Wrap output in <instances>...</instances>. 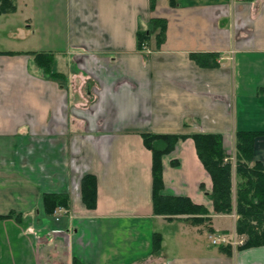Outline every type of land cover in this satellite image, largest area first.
Wrapping results in <instances>:
<instances>
[{"label": "crops", "instance_id": "1", "mask_svg": "<svg viewBox=\"0 0 264 264\" xmlns=\"http://www.w3.org/2000/svg\"><path fill=\"white\" fill-rule=\"evenodd\" d=\"M55 17L62 47L43 53L58 77L33 46ZM157 18L167 30L146 54L138 33ZM0 26V215H23L0 219V264H264V245L229 254L212 243L236 232L238 214L214 211L192 138L218 133L228 150L237 131L263 133L264 166V0H17ZM210 53L218 65L193 58ZM149 132L187 136L163 157L162 193L204 205L201 222L155 213ZM87 174L94 209L82 200ZM46 193L68 195L69 214L46 213Z\"/></svg>", "mask_w": 264, "mask_h": 264}, {"label": "trees", "instance_id": "2", "mask_svg": "<svg viewBox=\"0 0 264 264\" xmlns=\"http://www.w3.org/2000/svg\"><path fill=\"white\" fill-rule=\"evenodd\" d=\"M176 4V0H170ZM17 10V0H0V15L12 13ZM167 20L157 18L152 21L148 31L138 33V44L149 41L156 32L157 44L161 41L167 30ZM217 54H194L193 58L206 66L218 65ZM208 59V60H207ZM37 64L44 69L46 74L58 77L60 74L53 71L55 58L51 53H35ZM263 133L256 131H237L235 137L236 167L235 173L239 177L234 198V169L231 162H225L226 149L223 136L218 133L197 132L192 135L196 144L198 156L213 180L211 199L216 213L238 214L236 232L244 236L245 242L238 249L258 247L264 245V166L255 160L256 139ZM187 138L186 135L144 133L145 146L153 153V201L154 210L158 215L194 216L193 221L201 222V216L209 211L204 205L194 203L189 197L171 196L162 193L163 157L176 148L179 140ZM98 190L97 180L92 174H87L82 180V200L87 208L94 209L97 205ZM70 198L66 194L46 193L44 195V208L46 213L54 214L60 205L69 207ZM16 219L23 221V215L16 211L0 215L1 220ZM163 237L161 233H154V252H160ZM222 249L231 254L232 245H221ZM73 264H85L74 259Z\"/></svg>", "mask_w": 264, "mask_h": 264}, {"label": "rangeland", "instance_id": "3", "mask_svg": "<svg viewBox=\"0 0 264 264\" xmlns=\"http://www.w3.org/2000/svg\"><path fill=\"white\" fill-rule=\"evenodd\" d=\"M51 27L49 29L43 30L44 37L41 36H35V45L34 48L37 49L36 51L43 53L44 51H49L51 49H58L62 47L63 39H64V32H65V27H64V20L59 17H55L50 21ZM1 27V26H0ZM0 35L3 36V47L5 48V45L8 44L7 40L5 39L6 33L0 32ZM42 37V41L40 42V38ZM6 40V42H5ZM235 140L232 145V148L228 147V150H226V159L225 162H231L233 165L234 169V189L237 187V183L239 182V177L236 176L235 173V167H236V150H235ZM62 206V205H61ZM59 207V206H58ZM65 207V206H63ZM66 208V207H65ZM68 210V209H67ZM69 214V211L66 213ZM65 214V215H66ZM54 216V215H53ZM178 216H183V215H178ZM239 217V216H238ZM55 220L56 217L54 216ZM58 221V220H56ZM56 233H58V229L55 230ZM234 234V232H232Z\"/></svg>", "mask_w": 264, "mask_h": 264}, {"label": "built area", "instance_id": "4", "mask_svg": "<svg viewBox=\"0 0 264 264\" xmlns=\"http://www.w3.org/2000/svg\"><path fill=\"white\" fill-rule=\"evenodd\" d=\"M142 51L146 54L151 52V49L149 45L145 42L142 43ZM67 209L65 207L59 206L55 212L54 216L56 217V220H60L63 215L67 213ZM213 244H224V245H233V246H239L243 245L245 242V238L239 237L237 234L230 236L228 234H219V235H212L211 236Z\"/></svg>", "mask_w": 264, "mask_h": 264}]
</instances>
